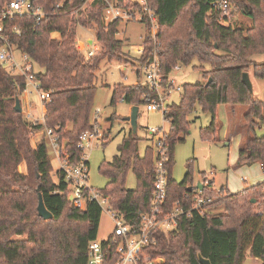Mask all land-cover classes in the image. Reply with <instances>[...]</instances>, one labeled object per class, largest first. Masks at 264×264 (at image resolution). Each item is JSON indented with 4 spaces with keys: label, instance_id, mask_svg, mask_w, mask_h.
Returning <instances> with one entry per match:
<instances>
[{
    "label": "trees",
    "instance_id": "16d2710c",
    "mask_svg": "<svg viewBox=\"0 0 264 264\" xmlns=\"http://www.w3.org/2000/svg\"><path fill=\"white\" fill-rule=\"evenodd\" d=\"M84 1L33 0L45 10L43 19L15 16L5 22L12 43L42 68L36 71L42 88L51 90L44 122L33 128H51L58 137L60 157L68 155L71 165L77 164L83 153L78 147L80 134L97 123H92V110L99 63L98 58L78 49V23L96 27L103 57L118 61L123 54V41L117 37L120 21L106 24L103 19L106 1L94 0L81 9ZM217 1L149 0L158 19V43L145 38L138 76L155 53L164 78L175 66L189 65L195 59L200 64L194 67L202 72L201 80L183 83L179 100L168 103L164 114L170 122L166 138L170 206L177 200L191 206L197 198L193 161L182 182H177L171 172L175 144L184 140L182 135L188 132L190 115L197 106L212 114L210 125L201 129L202 138L220 140L218 106L246 104L247 130L240 162L259 160L264 169V136L256 133V128L264 124V100L252 96L243 82V73L250 72L251 67L253 74L264 80V60L254 59L256 54H264V0H227L230 13L233 7L252 19L247 28L221 21ZM15 26L20 33L13 30ZM25 85V77L7 72L0 64V264H88L89 243L98 239L103 208L96 201H89L86 208L77 207L70 198L72 188L63 170H58L57 180L53 177L47 137L36 147L32 145V127L23 113L15 110V98L21 96ZM147 92L150 89L143 83H119L114 86L111 104L123 99L139 105L145 103ZM138 143L137 132L132 129L113 158L100 163L99 170L108 181L104 188L97 189L134 226L140 225L141 213L150 210L156 161L155 146L148 145L140 154ZM22 163L25 172L19 169ZM130 170L137 180L133 189L126 186ZM202 189L204 195L214 199L205 205V213L194 210L190 216H181L172 231L153 232L155 241L144 251L158 258L160 264H203L199 254L211 264H244L248 252L264 264V181L236 192L204 184ZM40 192L53 214L51 219L39 214ZM219 205L222 210L214 212ZM102 244L104 264H117L120 253L113 236Z\"/></svg>",
    "mask_w": 264,
    "mask_h": 264
},
{
    "label": "rangeland",
    "instance_id": "374dc122",
    "mask_svg": "<svg viewBox=\"0 0 264 264\" xmlns=\"http://www.w3.org/2000/svg\"><path fill=\"white\" fill-rule=\"evenodd\" d=\"M229 23L234 27L247 28L252 24V19L245 15L238 9L232 7V12L229 16ZM77 26V38L83 43V52L88 56V52L92 46H95V52L92 55L98 58V67L96 70V85L97 92L94 99L92 110V123L95 122L96 110L100 109V117L98 119L102 137L96 141L91 149L86 151L89 161L88 165V183L94 189L104 188L107 184L108 178L101 174L99 170L100 163L104 160H111L118 152V145L123 138L132 131V124L127 118L132 113V105L118 99L115 105L111 104L114 86L119 83L126 85L142 84L146 80L145 67H142L141 75L138 76L137 71L141 67L140 57L144 51V41L149 32L153 33L144 22L141 21H121L118 25V39L123 41V54L118 61H111L103 57L101 53V45L97 41L91 43L88 39L96 34V27L88 28ZM149 30V31H148ZM57 35V34H56ZM82 48V46H80ZM93 48V47H92ZM89 57V56H88ZM257 61L264 60V54L254 55ZM200 62L195 59L189 65H180L174 68L168 78H164L163 84L166 85L172 76L178 84L196 82L202 79V72L194 67ZM209 68L208 64H205ZM35 70L41 71L42 68L35 64ZM250 72L254 88V96L264 100V80L256 77L253 74V68ZM179 91L175 90L171 93L169 102L179 100ZM33 108H39V99L36 93L32 94ZM139 106L138 115V129L137 136L139 138L138 148L139 153H144L146 147L153 142L150 127H159L161 129L170 128V122L165 120L164 112L161 110L149 111L146 103H141ZM234 109V110H233ZM247 110L246 104H238L232 107L228 104H220L217 108V118L220 124L218 131V138L204 139L201 136V129L210 125L212 122V114L203 112L199 106L190 115L191 124L186 134L182 135L183 141H178L174 149V162L171 169L172 176L177 182H182L186 173L188 172V164L193 161V182L196 184L201 179V173L206 171V174L214 178L212 186L220 190L222 187L227 188L229 192L239 191L248 186L254 185L264 181V169L259 160H254L250 163L240 162V142L246 135L247 125L244 120L243 111ZM246 112V111H245ZM229 114V115H228ZM115 116V117H114ZM229 116V117H228ZM109 117H114L109 119ZM228 121L231 128L228 130ZM228 130L225 140L222 139L225 132ZM110 131V134H108ZM241 135L235 137L232 141V135L235 133ZM258 136H264V124L256 128ZM108 136V138H106ZM48 139V138H47ZM104 139H107L106 141ZM36 142V134L32 131L31 142L32 145ZM105 141V143H104ZM231 141L230 144H227ZM34 146V145H33ZM49 154L52 159L54 171L57 169V158L53 152L51 145H49ZM25 165V163H23ZM22 164L19 169L22 172L26 168ZM52 172L55 177V172ZM127 188H135L137 180L134 172L129 171L126 179ZM230 188V189H228ZM222 205L216 207L214 212L221 211ZM115 227V222L111 217L108 209L103 208L100 227L98 232V239L100 241L108 239ZM262 261L252 257L249 252L244 261V264H261Z\"/></svg>",
    "mask_w": 264,
    "mask_h": 264
},
{
    "label": "built area",
    "instance_id": "2783aa9c",
    "mask_svg": "<svg viewBox=\"0 0 264 264\" xmlns=\"http://www.w3.org/2000/svg\"><path fill=\"white\" fill-rule=\"evenodd\" d=\"M94 0H85L81 9H85ZM103 19L106 24L112 21L119 20L141 21L147 25L150 24L151 32L147 34L155 44L158 43V19L154 10L149 4V0H105ZM216 9L221 11L220 19L224 23H229L230 3L227 0H218L215 3ZM15 16H29L37 20L43 19L46 12L40 5H35L33 0H5L0 3V64L7 72L23 76L26 79L25 88L22 91L20 99L22 103L23 117L32 127L35 134L43 129V135L39 139V143L43 137L48 138L49 145L58 155L61 160L60 169L65 173V178L69 181L74 203L77 207L86 208L89 201L98 202L102 208L108 209L112 219L115 222L112 236L117 242V250L120 253V258L117 264H160V260L145 252V247L155 241L153 232L162 230L166 233L176 228L178 220L181 216L192 215L194 210L205 213V205L214 201L210 196L203 194V189H196L197 198L191 206H185L181 201L177 200L172 206L168 204V161H169V146L166 138L168 130L159 127H150L149 130L153 137L155 146V181L154 194L151 200L150 210L141 213V222L139 226H134L127 223L118 211L114 210L110 205L107 197L103 196L97 189L89 185L88 179V158L86 151L91 149L96 141L102 137V131L99 126L98 119L100 117V109L96 110L95 121L93 128L84 130L79 137L78 147L83 151L80 161L71 165L68 161V155L65 158L60 157V147L58 137L53 130L47 126L43 128H33L36 124L44 122L46 110V102L50 99L51 90H44L40 81L37 79L35 62L30 55L21 51L12 43L11 37L6 33L5 22L7 19H13ZM81 26L86 27L81 24ZM91 28V27H88ZM15 32L20 33L15 26ZM149 31V30H148ZM78 47V46H77ZM82 50V48L78 47ZM95 48L88 52L91 57ZM145 67L146 80L143 84L148 85L150 92H147L143 97L146 107L149 111L161 110L166 112L167 105L170 100L171 93L182 90L183 84H178L175 78L170 77L166 85L163 84L164 75L161 72L160 63L155 53L153 59ZM179 65L175 66L176 69ZM143 69V68H142ZM36 93L39 99V105L42 112L37 113L32 105V94ZM22 96L27 98L22 99ZM38 145V144H37ZM214 178L211 175L204 174L203 184L212 187ZM105 249L102 241L99 239L92 240L89 243V260L88 264H104Z\"/></svg>",
    "mask_w": 264,
    "mask_h": 264
},
{
    "label": "water",
    "instance_id": "95a60500",
    "mask_svg": "<svg viewBox=\"0 0 264 264\" xmlns=\"http://www.w3.org/2000/svg\"><path fill=\"white\" fill-rule=\"evenodd\" d=\"M243 82L248 86V88L251 91L252 96H254V88H253V82H252V77L250 75V73L248 71H245L243 73ZM15 110L18 112H22V103H21V99L19 96H16L15 98ZM138 115H139V106L138 105H134L132 107V113L131 115L127 118L128 120H130L131 124H132V129L133 132L136 133L137 129H138ZM39 176V174H38ZM198 187L200 189L203 188V184L198 185ZM190 190L192 189V187L189 188ZM71 199H73V196L70 197ZM253 202H255V199H252ZM38 211L40 216H42L44 219H51L53 218V214L52 212H50L48 210V208L45 205L44 202V198L42 193L40 192L39 194V204H38ZM199 258L200 261L203 264H211L209 259H206L202 256V254H199Z\"/></svg>",
    "mask_w": 264,
    "mask_h": 264
},
{
    "label": "crops",
    "instance_id": "0c3cea01",
    "mask_svg": "<svg viewBox=\"0 0 264 264\" xmlns=\"http://www.w3.org/2000/svg\"><path fill=\"white\" fill-rule=\"evenodd\" d=\"M92 29H94V28H92ZM57 34V35H56ZM55 35L56 36H60L59 35V33H55ZM96 34H94V36L93 37H91V38H89L88 39V42H89V44H90V46H91V43H95V41H96ZM77 46L78 47H80V46H82V49L84 48V46H83V43L77 38ZM94 46L96 47V48H98L97 47V45H95L94 44ZM93 47V46H92ZM92 47L90 48V50L92 49ZM94 47V48H95ZM81 48V47H80ZM250 73V72H249ZM252 73H250V75H251ZM180 95V94H179ZM21 98V97H20ZM24 98H27V97H25V96H22V99H24ZM170 103H172V102H170ZM134 105H132V107H133ZM36 111H37V113H41L42 112V109L43 108H41V106L39 105V108H34ZM44 109L46 110V108L44 107ZM234 110V109H233ZM245 111L246 110H244L243 111V113H245ZM229 115V114H228ZM229 117V116H228ZM109 119H111V117H109L108 118V120ZM228 123H229V121H228ZM229 126H228V130H229V128H231L232 127V125H230V123L228 124ZM170 129V128H169ZM168 130V129H167ZM228 130L225 132V134L223 135V138L222 139H224L225 140V137H226V134H227V132H228ZM43 135V129H40L37 133H36V142L35 141H33L34 142V147H36L37 146V144H39V139L41 138V136ZM239 135H241L240 133H235L234 135H232L233 137H232V139H231V141L235 138V137H237V136H239ZM153 135H152V142H153ZM44 138V137H43ZM42 138V139H43ZM105 141L107 140V139H104ZM105 141H104V143H105ZM231 141H228V143L227 144H230V142ZM243 141V140H242ZM242 141L240 142V144L242 143ZM153 144V143H152ZM150 145V144H149ZM154 145V144H153ZM53 152H54V154H55V156H56V158H57V164H58V166H57V169L54 171L55 172V177H57V172H58V170L60 169V167H61V160H60V158L58 157V155L55 153V151L53 150ZM145 152V151H144ZM142 154H144V153H142ZM89 162V161H88ZM22 165H23V163H22ZM25 168H26V165H23ZM206 173V171H203L202 173H201V179L196 183V184H193L194 186H196L197 187V189H200L199 187H198V185H201V184H203V176H204V174ZM228 189H230V188H228ZM231 190V189H230ZM232 191V190H231ZM232 192H236V191H232ZM258 260V259H257ZM260 260V259H259ZM261 261V260H260ZM262 264V263H261Z\"/></svg>",
    "mask_w": 264,
    "mask_h": 264
}]
</instances>
